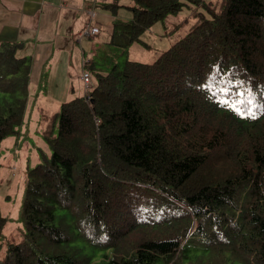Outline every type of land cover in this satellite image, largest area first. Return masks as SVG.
<instances>
[{
	"label": "trees",
	"instance_id": "obj_1",
	"mask_svg": "<svg viewBox=\"0 0 264 264\" xmlns=\"http://www.w3.org/2000/svg\"><path fill=\"white\" fill-rule=\"evenodd\" d=\"M218 4L131 0L111 36L121 55L167 17L185 35L42 117L50 154L27 169L22 238L3 251L0 212V264H264V0ZM19 50L0 46V144L24 120ZM248 97L251 115L220 103Z\"/></svg>",
	"mask_w": 264,
	"mask_h": 264
},
{
	"label": "crops",
	"instance_id": "obj_2",
	"mask_svg": "<svg viewBox=\"0 0 264 264\" xmlns=\"http://www.w3.org/2000/svg\"><path fill=\"white\" fill-rule=\"evenodd\" d=\"M112 2L122 7L111 11ZM129 4L131 0H0V46L16 44L18 55L30 61L26 112L37 98L31 109L42 121L62 103L84 96L82 73L89 72L94 82L93 73L106 72L95 59L102 63L113 52H121L110 42L114 22L132 17ZM86 26L99 32L84 36ZM110 66L111 62L104 65ZM55 85L60 86L61 99L52 92ZM38 127L41 132L43 121Z\"/></svg>",
	"mask_w": 264,
	"mask_h": 264
},
{
	"label": "rangeland",
	"instance_id": "obj_3",
	"mask_svg": "<svg viewBox=\"0 0 264 264\" xmlns=\"http://www.w3.org/2000/svg\"><path fill=\"white\" fill-rule=\"evenodd\" d=\"M220 0H202V2H211L218 4ZM219 5V4H218ZM189 10L188 8H185ZM182 13V17L187 15V11ZM164 22L153 25L140 38V43L134 44V51H128L127 55H121L119 51L113 52L111 57H107L103 62L95 59L97 67L108 71L114 64H121L125 60L142 61L151 63L154 61L155 50H166L170 45L179 40L185 34V29L179 26L181 19L178 17H167ZM148 47H143L142 44ZM116 48V47H114ZM112 63L109 68L104 67ZM80 86L83 85L80 82ZM94 85V82H93ZM52 92L56 98H62L60 95V86L52 87ZM29 109L25 108L24 120L19 128V135L9 136L0 144V212L8 220L5 237L2 239L1 250H4L6 240L13 235L14 239H21V223L19 216L21 214L22 202L25 191L26 172L28 168H33L40 160V154H50V148L40 134L38 126L42 121L35 117L32 104Z\"/></svg>",
	"mask_w": 264,
	"mask_h": 264
},
{
	"label": "snow or ice",
	"instance_id": "obj_4",
	"mask_svg": "<svg viewBox=\"0 0 264 264\" xmlns=\"http://www.w3.org/2000/svg\"><path fill=\"white\" fill-rule=\"evenodd\" d=\"M208 81H213L214 77H208ZM225 84L223 86L214 85L212 82H206L205 84L201 85L200 87L207 88L208 90H214L215 88H218L221 93L227 94L230 92V85ZM244 96L243 93H237V97ZM220 103L224 104L225 106L229 107L231 110L235 111L237 114H252V107H253V100L248 97L245 99L238 98L236 100H232L231 102L229 100H222Z\"/></svg>",
	"mask_w": 264,
	"mask_h": 264
},
{
	"label": "built area",
	"instance_id": "obj_5",
	"mask_svg": "<svg viewBox=\"0 0 264 264\" xmlns=\"http://www.w3.org/2000/svg\"><path fill=\"white\" fill-rule=\"evenodd\" d=\"M98 32L99 31L97 28L86 26L83 30V35L89 37V36L96 35ZM81 80L83 82L84 94H85V93L89 92V90L92 89L94 86L91 75L89 74V72L84 71L82 73Z\"/></svg>",
	"mask_w": 264,
	"mask_h": 264
}]
</instances>
